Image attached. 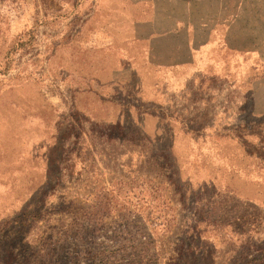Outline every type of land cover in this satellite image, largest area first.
I'll list each match as a JSON object with an SVG mask.
<instances>
[{
    "label": "rangeland",
    "instance_id": "obj_1",
    "mask_svg": "<svg viewBox=\"0 0 264 264\" xmlns=\"http://www.w3.org/2000/svg\"><path fill=\"white\" fill-rule=\"evenodd\" d=\"M198 1L93 92L70 44L127 0H0V264H264V0Z\"/></svg>",
    "mask_w": 264,
    "mask_h": 264
},
{
    "label": "crops",
    "instance_id": "obj_2",
    "mask_svg": "<svg viewBox=\"0 0 264 264\" xmlns=\"http://www.w3.org/2000/svg\"><path fill=\"white\" fill-rule=\"evenodd\" d=\"M161 2L168 4L170 7L171 3H174V0H153V16L148 23H142V21L136 19V5L130 4L133 3L130 0H127L128 4L119 5V7L116 5H108V9L103 8L99 11L94 10V7L90 10L87 9L86 21L82 24L81 30L76 33V37L70 45L75 49L80 48V51L84 53L86 59L90 62L87 63L90 66L88 68L89 73L87 79L93 92H100L102 88L116 82V80L104 81L100 78L106 75V73L105 75L103 73L105 71L103 65L109 59L107 53L109 51L113 53V45L117 44L119 47L120 44H126L127 47L133 49L137 44H148V48L150 49L148 51L152 52L153 47L151 48L150 44L158 43V40L155 41V39H175L180 41L178 44L186 46L192 42V39L195 42L194 36H196L197 32L203 33L197 28L198 25L192 23V15L190 13L194 7L190 3L191 0H189V3H185L184 0H179L176 3L178 6L179 2H182V9H176L183 13L180 17H176L174 14L175 4L170 8H166V4H162ZM198 2V9L200 11H205L208 5L209 7L213 5L208 0H199ZM169 11L171 12L169 13ZM181 34L186 35L182 40L178 38ZM99 35L102 37V41L94 43L95 38ZM201 36L205 35H199L198 37ZM205 38L198 39L200 41L199 43H206L208 40ZM96 51L101 53L103 59L99 58L95 64H92L91 60L93 58L89 53H96ZM124 51L127 52L126 50ZM171 52L172 54H174L173 52L176 53L175 47L171 49ZM132 73V70H129V75ZM98 95L99 93L97 97Z\"/></svg>",
    "mask_w": 264,
    "mask_h": 264
}]
</instances>
